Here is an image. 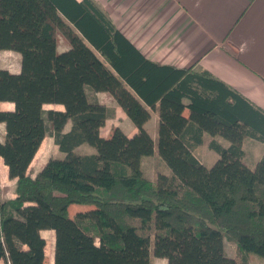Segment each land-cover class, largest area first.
<instances>
[{
	"label": "trees",
	"instance_id": "1",
	"mask_svg": "<svg viewBox=\"0 0 264 264\" xmlns=\"http://www.w3.org/2000/svg\"><path fill=\"white\" fill-rule=\"evenodd\" d=\"M0 51L21 56L19 73L0 68V156L17 180L16 198L0 204V264L264 259V154L250 168L243 150L247 138L264 142L262 110L206 70L147 58L91 0H0ZM89 91L110 94L136 135L116 129L103 137L115 109ZM5 102L13 109L3 110ZM154 112L157 143L145 128ZM206 133L230 143L208 142L219 155L212 167L195 154ZM47 136L61 156L33 177L29 168ZM83 145L95 152L80 153ZM155 150L170 170L156 184L142 169ZM73 204L93 208L71 218ZM225 241L237 246L236 258L226 255Z\"/></svg>",
	"mask_w": 264,
	"mask_h": 264
},
{
	"label": "crops",
	"instance_id": "2",
	"mask_svg": "<svg viewBox=\"0 0 264 264\" xmlns=\"http://www.w3.org/2000/svg\"><path fill=\"white\" fill-rule=\"evenodd\" d=\"M76 1L83 2L85 0ZM91 1L147 58L179 68L206 70L264 112V0ZM127 16L129 17V36H127L126 26L123 23V19ZM159 26L164 30L159 29ZM151 43H156L157 47L153 48ZM176 47L178 51L174 52ZM157 48H159V53L155 51ZM18 56L20 68L12 73L20 72L21 56L20 54ZM95 95L96 101L106 105L102 100L103 97L99 95H108L107 93L95 92ZM4 104H9L12 109L14 107L12 103L5 102L1 104V108ZM55 106L54 109H64L62 105ZM154 115L158 116L155 112ZM184 115L191 121L203 124V117L190 109H186ZM148 122L145 124V128L157 143L153 134L148 130ZM70 127L71 123H68L66 131ZM134 127L131 128V135L117 124L106 132H104L106 127H103L101 133L103 137L108 138L114 130L119 129L132 138L137 133V129ZM4 134L5 126L0 124V139H3ZM215 138L224 147L230 146L227 140ZM246 143L264 146L262 141L252 138L245 139L243 143L245 162ZM213 151V161L216 162L219 158L217 159ZM94 152L95 150L92 152L88 150L85 153ZM263 154L264 147L258 158L259 161ZM202 163L206 165L205 162ZM247 165L251 168L255 166L248 163ZM16 182V179L9 178L8 167L0 156V198L2 203L16 198ZM73 205L70 206V210L75 207L77 212L86 211V208L82 206ZM50 261L47 263L51 264Z\"/></svg>",
	"mask_w": 264,
	"mask_h": 264
},
{
	"label": "rangeland",
	"instance_id": "3",
	"mask_svg": "<svg viewBox=\"0 0 264 264\" xmlns=\"http://www.w3.org/2000/svg\"><path fill=\"white\" fill-rule=\"evenodd\" d=\"M123 17H125L123 15ZM128 22H129V17L127 16V18L123 19V23L126 26V30H127V36H129V26H128ZM159 29H162V31L164 30L163 27H158ZM58 37H59V50L60 51H65L66 49H68V45L66 44V42L64 41L65 38H63L64 36L60 33L57 32ZM153 44V48H156L157 45H155L156 43H151ZM156 53H159V48H157ZM178 51V48L176 47L174 52ZM0 68H5L7 70H10L11 72H16L19 70L20 68V59L17 53L12 52V51H0ZM89 98L94 101L95 100V92L93 91H89ZM108 94V93H107ZM102 98V100L106 103L107 107L110 109H115V116L108 119L104 126V128L106 127V129H104V132H106L108 129H111L112 126H114L115 124L121 126L123 128V130L127 133L130 134L132 133L131 128H133L134 124L131 122V120L127 117V115L125 114V112L122 110V108H120L117 104V102L115 101V99L110 95H99ZM107 96V97H104ZM9 107H11L9 104H5ZM45 109H49V108H56V106L51 105V106H45ZM153 115L151 116L150 121L148 122V130L153 134L154 138L156 141H158V137H159V117L155 116L154 113H152ZM133 126V127H132ZM136 128V127H134ZM66 130V128H65ZM206 137V142L205 144L201 147L198 148L196 151V156L198 157V159L201 162H205L207 167H212L215 163V161H213V155H212V150L208 147V142L212 139L215 138L212 135H209L208 133H206L205 135ZM263 145H258L256 143H246V164H250V165H255L259 162V157H260V153L263 150ZM262 147V149H261ZM260 148V149H259ZM94 151V148L88 146V145H83L79 152L80 153H85L87 151ZM201 150V151H199ZM213 153L217 156V159L219 158V155L213 151ZM61 154L58 150V147L55 145L54 143V139L51 138V136H47L45 138V140L43 141L39 151L37 152L33 162L31 163V167L29 169V172L32 173V176L35 177V175L42 169V167L46 164V162L50 159V158H57L60 157ZM257 161V162H256ZM254 166V167H255ZM250 167V166H249ZM253 167V168H254ZM251 168V167H250ZM142 169L145 173V175L150 178L155 184L157 183V177L159 173H164V174H170V170L168 169V167L163 163V161H161V159L157 156L156 154V150L154 151V153H151L149 155H145L142 158ZM2 203L1 198H0V204ZM79 206H82L83 208H86L85 210H90V208H93L92 206H87V205H81V204H77ZM75 206V205H73ZM76 213H78L75 209V207H72V209L70 210V216L71 218H74ZM50 231L52 230H47V231H43L42 235L47 234V233H51ZM55 233V232H54ZM50 235V234H49ZM97 245L99 244L98 240L96 241ZM225 253L228 257L230 258H236L238 255V251H237V246L234 243L225 241ZM50 257L46 258V264H48L47 262H49ZM51 262V261H50ZM247 262L248 264H264V259L261 258L260 256L256 255V254H249L247 255ZM1 264H4L3 262ZM152 264H167V260L164 258H156V257H152Z\"/></svg>",
	"mask_w": 264,
	"mask_h": 264
}]
</instances>
